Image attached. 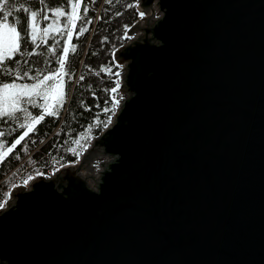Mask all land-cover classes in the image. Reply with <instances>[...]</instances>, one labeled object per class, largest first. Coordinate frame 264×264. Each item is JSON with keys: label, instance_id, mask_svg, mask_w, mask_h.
I'll list each match as a JSON object with an SVG mask.
<instances>
[{"label": "water", "instance_id": "95a60500", "mask_svg": "<svg viewBox=\"0 0 264 264\" xmlns=\"http://www.w3.org/2000/svg\"><path fill=\"white\" fill-rule=\"evenodd\" d=\"M138 1L126 95L78 160L9 189L0 264H264V0Z\"/></svg>", "mask_w": 264, "mask_h": 264}, {"label": "trees", "instance_id": "16d2710c", "mask_svg": "<svg viewBox=\"0 0 264 264\" xmlns=\"http://www.w3.org/2000/svg\"><path fill=\"white\" fill-rule=\"evenodd\" d=\"M16 6L24 4L31 11H36L39 34L36 43L28 42L22 45V52L33 53L32 55H20L15 57L18 65L8 63L9 68L17 71H28L29 76L17 79L20 84H30L35 81L32 77L40 72L47 75V69H58V59L63 55V48L68 47V62L65 71H70L72 79L64 77V92L66 100L62 108L55 109L58 116H45L44 121L35 125V130L13 149L12 153L4 155L0 160V203L7 196V191L17 181L20 172L26 173H50L58 165L74 162L78 159L81 151L88 144L92 136L97 135L102 129V124L97 127V118L107 122L113 112H104V108H111L114 93L107 91L114 83V66L112 51L124 42L128 26L136 19L139 12L135 0H14ZM79 2L76 9V17L73 22L67 20V16L73 12L72 4ZM132 5V7H129ZM61 8L65 16L58 17L51 11ZM88 12L85 20L91 23L84 26L88 29L81 36H77L79 27L83 21L79 17L84 16V9ZM49 16L44 20L43 15ZM25 18L28 14L21 11L16 14ZM11 20V18H10ZM65 24L68 25L65 29ZM52 25L47 36L43 35V29ZM67 31L72 32L69 39ZM75 45L76 52L71 51ZM102 69H110L104 71ZM43 70V71H42ZM83 75L84 80H79ZM14 77L0 76V83L11 82ZM37 105L44 103L39 96H33ZM105 101H108L105 103ZM49 104L55 106V100L51 97ZM21 109H27L33 116L43 112V109L33 108L27 98L19 105ZM20 119L0 117V131L6 134V147L0 150V155L7 152V147L15 142L27 127L19 128L20 123H31L24 119L23 112L19 113ZM89 126L91 131H89ZM5 138H0L4 141ZM80 143L77 144L76 141ZM26 146V147H25ZM70 149H75V154Z\"/></svg>", "mask_w": 264, "mask_h": 264}, {"label": "snow or ice", "instance_id": "6c2138e0", "mask_svg": "<svg viewBox=\"0 0 264 264\" xmlns=\"http://www.w3.org/2000/svg\"><path fill=\"white\" fill-rule=\"evenodd\" d=\"M41 3L44 0H40ZM132 7V5H129ZM79 8V2L72 4L73 12L71 15L67 16V20L71 23L76 17V9ZM23 11L28 14L25 18H20L16 14ZM54 15L58 17L65 16V12L57 7L51 10ZM88 9L85 7L84 16L79 17L83 21L79 27V32L77 36L83 35L88 29L84 26L85 24L91 23V20H85L87 16ZM37 15L36 11H31L29 8L25 7L24 4H19L16 6L14 0H0V76H10L14 77L11 82H2L0 83V117H11L13 119H20V112H23L24 119L30 120L31 123L25 124L20 123L19 128L24 129L27 127V130L19 136L18 139L11 145L7 147V152L0 155V160L4 159V155L12 153L18 145H21V142L29 136V133L35 130V125L40 124L44 121L45 116H58L59 112L55 109L62 108L66 100V94L64 92L65 80L64 77L67 76L69 80L72 79V73L70 71L66 72L65 67L68 62V53L69 48H63V55L58 59L57 63L59 64L58 69H47V75H41L40 72H37L32 79L35 81L30 84H20L17 83V79H24L29 76L28 71H17L14 68H9L8 63L11 62L14 65H18L19 61L15 59L17 54L20 55H32L33 53H24L22 52V45L28 42V37L30 35L31 42L36 43L37 36L39 34V26L37 24ZM143 18L145 13H139ZM11 18V20H10ZM44 20H48L49 16L47 14L42 17ZM65 29L68 25L65 24ZM52 28V25L43 29V35L47 36L49 30ZM66 35L69 39L72 37V32L67 31ZM125 38L127 33H125ZM71 51L76 52L75 45L72 46ZM104 71H110V69H102ZM43 71V70H42ZM119 75V74H117ZM79 80H84V76L81 75ZM120 88L119 82H117L116 87L108 89L110 93H117ZM33 96H39L43 99L44 103L37 105L36 101L32 99ZM55 100V106L49 104V98ZM23 98H27L28 102L32 105L33 108L39 107L43 109L38 115L33 116L27 109L19 108V105L23 102ZM123 97H121L122 99ZM113 103L111 108H104V112H114V110L119 105V100H116L113 96ZM108 101H105L107 103ZM111 123V117H109L107 122L100 121L98 118L95 122V125L99 127L101 124L103 127L107 128ZM89 126V131H91ZM0 138H5L4 141H0V150L6 147V134L0 131ZM77 144L80 143L79 140L76 141ZM26 147V146H25ZM75 154V149H70ZM39 174V173H38ZM29 180L32 179L31 176L28 177ZM26 183V182H25ZM4 204L0 203V208H3Z\"/></svg>", "mask_w": 264, "mask_h": 264}, {"label": "rangeland", "instance_id": "374dc122", "mask_svg": "<svg viewBox=\"0 0 264 264\" xmlns=\"http://www.w3.org/2000/svg\"><path fill=\"white\" fill-rule=\"evenodd\" d=\"M155 13L158 14V11H155ZM139 16H140V15H139ZM155 18H156V17H155ZM155 18H154V19H155ZM116 68H117V65H116ZM116 73H117V71H115V69H114V74H116ZM115 76H116V75H115ZM117 94H118V92H117ZM115 95H116V94H115ZM106 157H107V156H106ZM106 157H104V154H103V156L100 154V156L98 155L97 158H95V160L93 159L94 161L92 160L93 162L91 161V163H92V164H95V163L98 162V160H102L103 158H106ZM107 158H108V157H107ZM74 162H75V161H74ZM68 163H73V162H67V163H64V165H65V164H68ZM61 165H62V164H61ZM94 166H96V165H94ZM59 167H60V165H58V166L55 168V170H57ZM53 171H54V169H53L50 173H41V174L49 175V174H51ZM36 174H37V172H36V173H31V174H29V175H27L26 173L20 172V173L18 174V176H17V181H18V182H16L14 185H16L17 183H18V184H19V183H22L23 185H27V182L29 181V179H27V178H28L29 176H32V175H33V176H34V175L36 176ZM33 176H32V177H33ZM89 179H90V180H89ZM89 179H88V183L92 182L93 179H92V178H89ZM26 180H27V181H26ZM94 181H95V180H94ZM25 182H26V183H25ZM14 185H13V186H14ZM95 185H96V181H95ZM10 188H11V187H10ZM10 188H9V189H10ZM93 188H94V187H93ZM7 192H8V191H7Z\"/></svg>", "mask_w": 264, "mask_h": 264}, {"label": "built area", "instance_id": "2783aa9c", "mask_svg": "<svg viewBox=\"0 0 264 264\" xmlns=\"http://www.w3.org/2000/svg\"><path fill=\"white\" fill-rule=\"evenodd\" d=\"M155 16H156V15H155ZM114 62H115L116 65H117V68L115 69V71H117V73L115 74V75H116V76H115V83H114L113 87H116L117 82H119L118 78H119V76L122 74V71H119L120 68L122 67V64L116 62V60H115ZM117 74H119V75H117ZM125 95H126L125 92H120V90L118 89V98H117V100H119V104H120V101L122 100L121 97H124ZM118 107H119V105L117 106L116 110H118ZM106 159H110V158H109V157H108V158L106 157ZM27 184H28V183H27Z\"/></svg>", "mask_w": 264, "mask_h": 264}, {"label": "bare ground", "instance_id": "6f19581e", "mask_svg": "<svg viewBox=\"0 0 264 264\" xmlns=\"http://www.w3.org/2000/svg\"><path fill=\"white\" fill-rule=\"evenodd\" d=\"M141 24H143V23H141ZM112 84H113V83H112ZM118 108H119V107H118ZM91 164H92V163H91ZM55 168H56V167H55ZM97 168H98V166H95V167H94V170H96ZM54 170H55V169H54ZM94 170H92V171H94ZM32 176H33V175H32ZM32 176H31V177H32ZM27 179H28V178H27ZM89 180H90V179H89ZM26 181H27V180H26ZM17 184H18V183H17ZM90 185H91L92 187H95V181H94V179L92 180V182H90ZM10 202H11V201H10ZM10 202H9V203H10ZM7 204H8V203H7Z\"/></svg>", "mask_w": 264, "mask_h": 264}]
</instances>
